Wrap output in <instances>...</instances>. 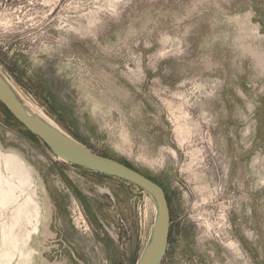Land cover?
<instances>
[{"label":"rangeland","instance_id":"374dc122","mask_svg":"<svg viewBox=\"0 0 264 264\" xmlns=\"http://www.w3.org/2000/svg\"><path fill=\"white\" fill-rule=\"evenodd\" d=\"M0 74L165 189L159 264H264V0H0ZM0 151L32 169V221L42 208L31 261L13 264L138 262L158 222L149 192L54 155L1 103Z\"/></svg>","mask_w":264,"mask_h":264},{"label":"water","instance_id":"95a60500","mask_svg":"<svg viewBox=\"0 0 264 264\" xmlns=\"http://www.w3.org/2000/svg\"><path fill=\"white\" fill-rule=\"evenodd\" d=\"M0 103L59 158L93 172L123 179L149 192L156 200L158 222L150 243L136 264H159L164 259L170 240L171 211L166 191L160 184L118 160L93 152L32 118L24 110L15 93L7 86L1 74Z\"/></svg>","mask_w":264,"mask_h":264},{"label":"bare ground","instance_id":"6f19581e","mask_svg":"<svg viewBox=\"0 0 264 264\" xmlns=\"http://www.w3.org/2000/svg\"><path fill=\"white\" fill-rule=\"evenodd\" d=\"M7 86L11 89L8 84ZM22 107L32 118L74 140L43 112L30 111L23 104ZM35 182L31 167L20 156L15 153L3 154L0 151V264H13L16 258L24 259L26 262L31 261L34 251L28 248V244L33 234L37 233L38 222L42 216V208L38 200L36 218L32 221V192L35 194ZM20 229L26 230V233L18 231Z\"/></svg>","mask_w":264,"mask_h":264},{"label":"built area","instance_id":"2783aa9c","mask_svg":"<svg viewBox=\"0 0 264 264\" xmlns=\"http://www.w3.org/2000/svg\"><path fill=\"white\" fill-rule=\"evenodd\" d=\"M72 211H73V215H74L73 219H74L75 223H77V226L82 230L83 233L89 234L90 233V227H89L88 223L86 222V220L82 217L79 208L77 206H75V207H73ZM77 213H78V216H77Z\"/></svg>","mask_w":264,"mask_h":264},{"label":"crops","instance_id":"0c3cea01","mask_svg":"<svg viewBox=\"0 0 264 264\" xmlns=\"http://www.w3.org/2000/svg\"><path fill=\"white\" fill-rule=\"evenodd\" d=\"M102 174V173H101ZM91 195V194H90ZM86 202V201H85ZM87 204V203H86ZM88 208H89V206H88ZM95 213H96V211H95ZM96 216H97V219H99V222L100 223H103V221L100 219V216H98L97 214H96ZM101 237L99 238V240L102 238V235H100ZM113 239H110V241L113 243V246L116 248V239L114 238V237H112ZM101 242H102V244H101V242H99V244H100V249H104V248H106V246L108 245V244H105V242H106V238H102L101 240H100ZM118 247V246H117ZM120 250V249H119Z\"/></svg>","mask_w":264,"mask_h":264},{"label":"trees","instance_id":"16d2710c","mask_svg":"<svg viewBox=\"0 0 264 264\" xmlns=\"http://www.w3.org/2000/svg\"><path fill=\"white\" fill-rule=\"evenodd\" d=\"M11 114V113H10ZM12 115V114H11ZM13 116V115H12ZM125 164V163H124Z\"/></svg>","mask_w":264,"mask_h":264}]
</instances>
